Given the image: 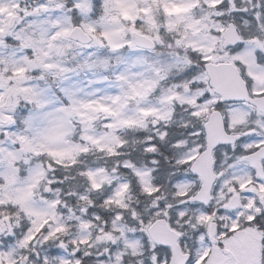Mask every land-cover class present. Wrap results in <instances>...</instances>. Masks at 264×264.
Returning <instances> with one entry per match:
<instances>
[{
	"label": "snow or ice",
	"instance_id": "1",
	"mask_svg": "<svg viewBox=\"0 0 264 264\" xmlns=\"http://www.w3.org/2000/svg\"><path fill=\"white\" fill-rule=\"evenodd\" d=\"M0 264H264V0H0Z\"/></svg>",
	"mask_w": 264,
	"mask_h": 264
}]
</instances>
